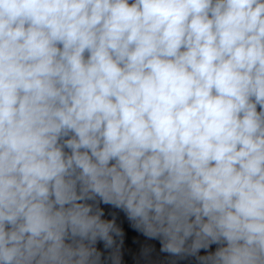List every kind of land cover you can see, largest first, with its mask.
I'll list each match as a JSON object with an SVG mask.
<instances>
[{
	"label": "clouds",
	"instance_id": "1",
	"mask_svg": "<svg viewBox=\"0 0 264 264\" xmlns=\"http://www.w3.org/2000/svg\"><path fill=\"white\" fill-rule=\"evenodd\" d=\"M0 264H264V0H0Z\"/></svg>",
	"mask_w": 264,
	"mask_h": 264
}]
</instances>
